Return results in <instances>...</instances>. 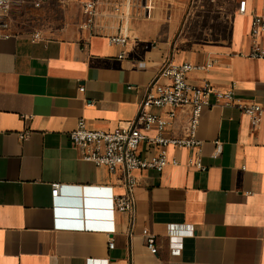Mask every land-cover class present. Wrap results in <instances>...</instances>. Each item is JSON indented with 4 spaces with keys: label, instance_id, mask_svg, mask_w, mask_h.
Returning a JSON list of instances; mask_svg holds the SVG:
<instances>
[{
    "label": "crops",
    "instance_id": "1",
    "mask_svg": "<svg viewBox=\"0 0 264 264\" xmlns=\"http://www.w3.org/2000/svg\"><path fill=\"white\" fill-rule=\"evenodd\" d=\"M89 1L25 0L12 36L0 35V264H264V119L255 123L210 96L197 132L204 170L189 165L195 151L170 149L177 166L135 172L131 236L129 217L114 209L125 193L122 172L81 159L70 138L81 119L103 131L134 120L167 61L212 64L193 71L190 83L234 88L243 105L264 103V60L248 57L251 21L264 15V0H246L243 15L242 0H97L86 27ZM197 8H224L214 36L197 31ZM124 26L127 45L109 44ZM216 141L223 150L213 158ZM53 184L66 187L56 203ZM66 208L75 213L66 216ZM56 213L82 219L85 230H57ZM170 224L194 230L173 242L183 244L178 256ZM146 228L158 255L146 247Z\"/></svg>",
    "mask_w": 264,
    "mask_h": 264
},
{
    "label": "built area",
    "instance_id": "2",
    "mask_svg": "<svg viewBox=\"0 0 264 264\" xmlns=\"http://www.w3.org/2000/svg\"><path fill=\"white\" fill-rule=\"evenodd\" d=\"M39 6V4H36ZM25 0H0V35L8 38L12 36L11 29L16 16L23 13ZM88 16L86 27L95 21L98 10L97 0L84 4ZM247 2H239L238 13L245 14ZM252 46L248 57L255 60H264V45L260 38L264 35V15H254L251 21ZM39 35L35 34L34 39ZM129 41L128 28L124 26L117 34L110 35L108 42L111 45L125 47ZM122 57V56H121ZM212 64L206 66L191 63L175 64L167 61L158 71L153 81L148 85L146 93L138 106L134 120L124 123L112 130H92L85 120L77 122L76 128L70 133L73 148L81 159L92 162L98 167H105L111 174L122 172L125 193L114 199V209L117 213L129 217L131 229L135 219V195L137 185L135 172L162 173L168 166H177L179 162L170 159V149H186L195 151L189 165L199 170H204L200 148L202 142L197 139L202 111L209 105V97L214 96L222 106L238 107L255 123L264 119V103H251L243 105L235 97L234 88L228 91H219L205 81L200 87L190 83L189 76L195 70H209ZM84 91V88H80ZM165 111L166 117L154 111ZM183 117V125L180 120ZM181 127V128H180ZM171 135H166V132ZM181 134H176L180 132ZM154 134H151V133ZM30 132L20 134L21 140H26ZM142 145L148 147L142 150ZM222 144L215 142L213 158H218L222 153ZM151 151V152H150ZM53 198L55 203L65 192L66 187L53 184ZM181 226L168 225V238L170 240L171 255L178 256L182 252L183 244H173L174 241L194 236L192 226L190 229ZM184 227V226H182ZM55 228L57 230H85L84 221L68 222L61 220L56 213ZM142 236L149 252L158 255L159 246L157 236L148 228L142 231ZM114 248V243L109 244V249ZM87 264H102V260L89 259Z\"/></svg>",
    "mask_w": 264,
    "mask_h": 264
},
{
    "label": "rangeland",
    "instance_id": "3",
    "mask_svg": "<svg viewBox=\"0 0 264 264\" xmlns=\"http://www.w3.org/2000/svg\"><path fill=\"white\" fill-rule=\"evenodd\" d=\"M222 13L224 15V8H197V31L201 27L205 36H214L220 28L217 21Z\"/></svg>",
    "mask_w": 264,
    "mask_h": 264
},
{
    "label": "water",
    "instance_id": "4",
    "mask_svg": "<svg viewBox=\"0 0 264 264\" xmlns=\"http://www.w3.org/2000/svg\"><path fill=\"white\" fill-rule=\"evenodd\" d=\"M63 206L64 207H69V208H72V207H74V205H73V203L72 202H68V201H66L65 203H63ZM64 213H65V215L66 216H72V214H74L75 213V211L74 210H72V209H64Z\"/></svg>",
    "mask_w": 264,
    "mask_h": 264
}]
</instances>
